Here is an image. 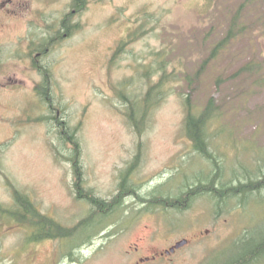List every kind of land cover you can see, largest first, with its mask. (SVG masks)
Wrapping results in <instances>:
<instances>
[{"label": "rangeland", "instance_id": "374dc122", "mask_svg": "<svg viewBox=\"0 0 264 264\" xmlns=\"http://www.w3.org/2000/svg\"><path fill=\"white\" fill-rule=\"evenodd\" d=\"M88 1L74 17L83 27L39 58L52 72L51 108L36 90L44 75L32 60L61 29L73 0H0V205L16 207L15 188L66 227L93 214L96 222L71 238L38 241L34 230L3 212L0 264H134L143 250L151 256L183 238L191 242L143 264L229 263L246 243L264 238V189L224 200L202 193L188 208L168 205L161 193L175 196L216 171L186 134L187 95L194 110L211 98L220 108L207 137L221 167L218 181L237 184L264 168V0ZM238 10L244 33L205 63ZM164 48L168 73L177 76L138 132L121 93L144 96V62H154ZM255 65L262 74L246 69ZM58 120L81 144L87 190L111 200L126 177L144 204L129 192L118 210L102 215L88 198H78Z\"/></svg>", "mask_w": 264, "mask_h": 264}, {"label": "trees", "instance_id": "16d2710c", "mask_svg": "<svg viewBox=\"0 0 264 264\" xmlns=\"http://www.w3.org/2000/svg\"><path fill=\"white\" fill-rule=\"evenodd\" d=\"M88 2V0H73L72 10H70L61 20V29L56 32V37H52L49 43H46L49 48L45 47L44 50L41 51V53L38 51L36 56L33 57V66L38 68L41 71V74L44 75V81L36 85V90L41 96L44 103H49L48 105L50 107H54V98L51 95L52 72L47 65L38 64L40 61L39 58H42L44 54L49 52L48 50L50 49V46L54 45L55 41L71 36L75 31L83 27L80 22H74V17L76 14H79L87 8ZM243 8L244 7L242 6L241 10H243ZM241 10H238L233 16L229 31H227L226 35L219 40L218 48L214 49L209 58L205 59V63L215 58L217 54L225 49L233 39L244 33V26H241ZM121 50L122 46L116 50L113 56L114 59L120 56ZM40 55L42 57H40ZM154 55H157L154 62H144V85H147V91L144 92V96L142 98L131 100L129 99V95L123 92L121 93L122 99H125L127 102L125 114L128 122L138 132L142 131L145 125V121L151 113L153 107H155L158 102L164 99V94L167 92L170 85H172L171 83H174L172 82L174 76H177L174 75V73H168V68L171 63L167 60V56L169 55V51L167 50V48H164L162 51L155 53ZM154 63H157V65L155 66ZM260 66L263 67V65L261 64ZM246 69L248 71H251V73H254L255 75L258 73H263V69L256 67V65L247 66ZM158 72L161 73L159 75V80L154 82L153 78ZM157 94L158 98H154ZM142 102L143 107H140L138 104H142ZM138 107L143 110L140 116L138 112L140 108ZM184 109L185 128L187 136L193 142L194 147L201 153L202 156L213 161L216 171L208 179V183L200 181L197 184H188L186 185V189H182L181 192L179 191L180 193L175 196H163L164 199L166 198V200L168 201V205H179L188 208L191 206L192 200L197 195H199L200 193H205L209 189H212L215 193L219 194L220 199L222 200H224L226 197H223L222 193H225V195L241 194L243 196L255 191H259V193H261V191L264 189V168H262V166H260V175L258 174L257 178L249 176L246 178L248 180L239 179V182L237 184H232V182L224 183L223 181H218V173L221 172V167L218 159L216 158V155L210 151L209 140L207 138L211 121L217 119L219 116L220 108L216 104V100L211 98L201 110L197 111L194 110V104L191 102L190 96H186L184 97ZM51 118L54 120L58 119L54 115L51 116ZM57 124L60 134L62 133L61 140L65 144L70 145L71 154L68 158L70 159V161H72V167L75 173L74 187L78 193L85 194L84 197L88 198L92 205L99 207V210L97 212L100 211L102 215H108L111 212L115 211L123 201L124 191L127 193L133 192V194L137 195V197L139 196V191L138 189H136V186L132 188L127 183L125 179L126 177H124L123 181L119 185V194L114 196L111 200L98 198L93 195V191L87 190L84 186L85 172L81 159L83 153L81 144L76 139L75 131H68V127H65L64 122L61 120H58ZM219 182L220 184L218 185ZM13 196L15 197L16 202L20 204L19 207L21 209L18 211L16 210V207L13 208L0 205V214H8L6 216L14 220L17 226L30 228L37 231L36 234L32 236V239L34 240H39L45 237L60 239L71 238L75 236L74 234H76L78 231L82 230V228H86L88 224L96 223L94 220L95 217L93 218V216H89L80 221L73 228L66 227L57 219L43 214L36 207V205L29 200V197L25 194H22L18 189L14 188ZM186 198H188V200L186 201L187 203L184 202V199ZM177 200L178 203H175L177 202ZM152 201L159 202V200L156 199ZM3 212H5L6 214ZM102 221L104 222L103 219L99 221L101 227L103 226ZM245 245L246 248L242 252V254L238 255L227 264H251L253 261L256 263L258 260L261 261L264 259V238L259 241H255L254 239L253 244L249 242Z\"/></svg>", "mask_w": 264, "mask_h": 264}, {"label": "flooded vegetation", "instance_id": "af4514ba", "mask_svg": "<svg viewBox=\"0 0 264 264\" xmlns=\"http://www.w3.org/2000/svg\"><path fill=\"white\" fill-rule=\"evenodd\" d=\"M40 54V53H39ZM208 183V182H207ZM142 193V192H141ZM205 194L206 195H213V196H211L212 198L213 197H215V198H220V195L219 194H217V193H215L212 189H209L208 191H206L205 192ZM133 195V194H132ZM222 196L223 197H225V196H227V195H225V193H222ZM135 197H137V196H134V198ZM138 198V197H137ZM141 198L143 199V204H144V195H141ZM187 203V202H186ZM204 233H208V230H206ZM116 234H113V236H115ZM112 236V237H113ZM188 239V238H187ZM139 240L141 241V246L142 247H144V242L146 241V238H144V236H141L140 238H139ZM191 241H190V239H188V244L190 243ZM176 244V243H175ZM175 244L173 245V246H175ZM188 244H186V245H188ZM185 245V246H186ZM173 246H171V247H173ZM170 247V248H171ZM182 247H184V246H182ZM134 249L136 250V251H139L140 250V245H139V243H136V246L134 247ZM178 249H176L175 251H174V253L177 251ZM166 251V250H165ZM165 251H156V252H154L153 254H151V256H144V250H143V253H142V255L139 257V262H135L134 264H143L144 263V261H150V260H155V259H157L158 257H159V255H163L164 257L165 256H167V253L165 252ZM174 253H172V254H174ZM255 262L253 261L251 264H254Z\"/></svg>", "mask_w": 264, "mask_h": 264}, {"label": "water", "instance_id": "95a60500", "mask_svg": "<svg viewBox=\"0 0 264 264\" xmlns=\"http://www.w3.org/2000/svg\"><path fill=\"white\" fill-rule=\"evenodd\" d=\"M187 243H188V240H187V239H182V240L178 241V242L175 244V246H173V247H171L170 249H168L166 252H167V253L174 252L177 248H179V247H181V246H183V245H185V244H187Z\"/></svg>", "mask_w": 264, "mask_h": 264}, {"label": "bare ground", "instance_id": "6f19581e", "mask_svg": "<svg viewBox=\"0 0 264 264\" xmlns=\"http://www.w3.org/2000/svg\"><path fill=\"white\" fill-rule=\"evenodd\" d=\"M244 250V249H243Z\"/></svg>", "mask_w": 264, "mask_h": 264}]
</instances>
